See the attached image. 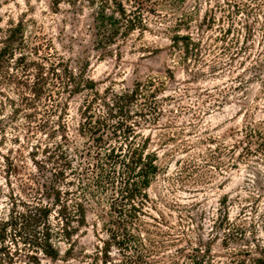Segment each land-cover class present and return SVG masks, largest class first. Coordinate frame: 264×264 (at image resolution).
Returning a JSON list of instances; mask_svg holds the SVG:
<instances>
[{
	"label": "rangeland",
	"instance_id": "374dc122",
	"mask_svg": "<svg viewBox=\"0 0 264 264\" xmlns=\"http://www.w3.org/2000/svg\"><path fill=\"white\" fill-rule=\"evenodd\" d=\"M194 9V23L184 33L202 41L203 48L202 57L188 64L171 50L170 35L162 33L167 25L151 16L150 32L135 33L109 50L97 48L91 10L76 14L66 5L56 10L52 0H0V28L24 21L75 70L88 68L101 92L150 78L162 82L159 122L142 129L160 167L149 191L148 216L139 227L155 251L152 264H187L191 254L213 264H238L257 258L255 243L264 242V0H187L176 18ZM84 98L72 101L67 120L70 139L78 144ZM19 175L21 180L12 179L16 190L22 180L32 183V176L40 182L50 177L28 159ZM97 214L90 216L88 236L80 239L86 249L99 245L93 223H100L101 239L110 240L102 229L108 218L99 221ZM227 217L235 225L230 235L219 229ZM111 251L99 264H141L134 251Z\"/></svg>",
	"mask_w": 264,
	"mask_h": 264
},
{
	"label": "trees",
	"instance_id": "16d2710c",
	"mask_svg": "<svg viewBox=\"0 0 264 264\" xmlns=\"http://www.w3.org/2000/svg\"><path fill=\"white\" fill-rule=\"evenodd\" d=\"M186 1L52 3L56 10L66 5L76 14L92 11L98 50H109L135 33L150 32L151 16L167 25L162 33L170 35L171 50L180 55V63L188 64L202 57L203 42L184 33L194 23L196 9L176 18ZM227 35L228 31L224 39ZM162 86L150 78L131 88L101 92L88 68L75 70L49 40L33 35L24 21H9L0 28V173L8 192L2 189L0 175V264L47 260L99 264L100 256L108 258L113 247L134 251L141 264H152L155 251L145 243L139 227L148 216L149 191L160 167L158 155L150 151L151 139L142 129L159 122ZM81 95L85 98L78 144L70 139L67 120L72 101ZM26 159L50 177L45 175L40 182L32 176V183L22 180L16 190L12 179L21 180ZM93 213H98L99 221L107 216L102 229L110 240H102L100 223H93L99 245L90 250L80 245V239L88 236ZM234 227L228 217L219 224L229 235ZM255 247L258 257L238 264H264V242ZM186 258L187 264H213L209 257L197 254Z\"/></svg>",
	"mask_w": 264,
	"mask_h": 264
}]
</instances>
